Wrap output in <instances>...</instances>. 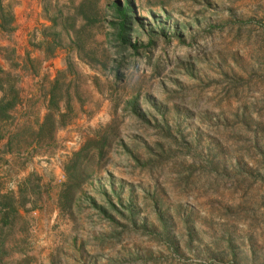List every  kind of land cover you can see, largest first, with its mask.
Segmentation results:
<instances>
[{
	"label": "rangeland",
	"instance_id": "374dc122",
	"mask_svg": "<svg viewBox=\"0 0 264 264\" xmlns=\"http://www.w3.org/2000/svg\"><path fill=\"white\" fill-rule=\"evenodd\" d=\"M38 4L0 47V264H264V0Z\"/></svg>",
	"mask_w": 264,
	"mask_h": 264
},
{
	"label": "crops",
	"instance_id": "0c3cea01",
	"mask_svg": "<svg viewBox=\"0 0 264 264\" xmlns=\"http://www.w3.org/2000/svg\"><path fill=\"white\" fill-rule=\"evenodd\" d=\"M50 27V19L43 14L38 0H0V47L4 46V41H29L32 32L39 35ZM5 62L0 55L1 69Z\"/></svg>",
	"mask_w": 264,
	"mask_h": 264
},
{
	"label": "trees",
	"instance_id": "16d2710c",
	"mask_svg": "<svg viewBox=\"0 0 264 264\" xmlns=\"http://www.w3.org/2000/svg\"><path fill=\"white\" fill-rule=\"evenodd\" d=\"M116 16L119 17L120 21L118 25H114L118 27V35L122 40H125L130 33V26L133 17V7L130 5L129 2L124 6V8L119 7L116 5ZM3 100H0V106L3 105ZM0 112L5 114L7 112L6 107H0ZM106 145V140H103L102 143L97 147L98 148V155L101 157L103 155L104 146ZM86 150V147H82L79 151H77L69 160V163L65 167V172L67 174V182L63 184V188L60 194V201L62 206L67 207L69 205V196L73 190H75V184L70 183V179L77 178L76 174L78 170L81 169V157ZM8 207L7 205H3V208Z\"/></svg>",
	"mask_w": 264,
	"mask_h": 264
}]
</instances>
